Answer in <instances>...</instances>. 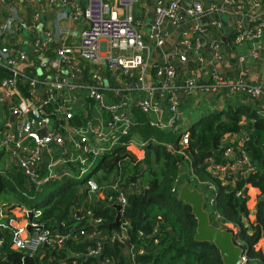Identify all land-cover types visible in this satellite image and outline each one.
<instances>
[{
    "label": "built area",
    "instance_id": "obj_1",
    "mask_svg": "<svg viewBox=\"0 0 264 264\" xmlns=\"http://www.w3.org/2000/svg\"><path fill=\"white\" fill-rule=\"evenodd\" d=\"M143 1L86 0L83 6L72 2L67 18L78 17L82 22L78 38L72 42L67 40V28L45 30L44 37H40L29 29L38 12L31 13V26H27L26 19L16 13L17 5L12 6L13 12L0 22V65L10 70L9 75L0 77V176H5L11 167L20 170L27 185L37 191L71 175V180H85L89 192L99 190L94 171L84 176L94 157L101 152L117 155L118 146L135 154L146 143L137 136L120 138L139 122L133 105L148 116L150 125L175 134L174 140L160 142L177 151L188 146L189 137V126L183 125L182 95L221 109L235 99L250 105L256 115L264 118V0H152L147 31L144 14L135 16L133 11L139 4L145 12L147 5ZM238 15L242 19H236ZM202 16L208 19L197 21ZM25 28L30 30L26 46L13 49L11 39ZM173 31L178 33V39L173 49L167 50L166 38ZM224 34L228 36V46L221 40ZM156 51L161 52L160 62L151 59ZM85 67L89 79L83 73ZM152 75L156 83L149 80ZM130 76L135 78L134 86L145 92L131 107L120 93ZM155 90L163 97L162 108L152 102ZM85 94L105 107L106 130L90 115L83 114V98L89 100ZM249 117L254 120L252 115ZM246 119L247 113H242L241 120ZM225 138L229 143L222 153L225 161L217 163L211 157L208 168L219 175L223 184H235L254 172L256 166L244 148L247 134L229 133ZM182 172L174 178L171 190L178 192L185 182ZM189 172L194 175L192 167ZM116 184L117 180H113ZM246 186L249 185L245 183L237 189L236 195L243 196ZM196 187L205 196L204 207L210 219L220 221L215 206L216 186L200 181ZM125 193L122 188L116 198L109 197L112 203L121 204V214ZM39 213L40 209L27 207L22 214L8 219L13 248L33 254L43 245H60L67 236L75 235L44 229L32 217ZM100 221V217L93 219L94 223ZM0 225L5 223L0 220ZM124 230L110 236L93 230L89 236L100 242L126 238ZM98 249H89V253H97ZM246 260L244 248L240 264H246Z\"/></svg>",
    "mask_w": 264,
    "mask_h": 264
},
{
    "label": "trees",
    "instance_id": "obj_2",
    "mask_svg": "<svg viewBox=\"0 0 264 264\" xmlns=\"http://www.w3.org/2000/svg\"><path fill=\"white\" fill-rule=\"evenodd\" d=\"M83 73L89 79L86 67ZM9 74L10 70L0 65V77ZM107 75L110 76V72L107 71ZM249 106L233 99L225 108L199 117L189 127L188 146L181 151L171 150L161 143L170 138L172 132L150 125L147 115L135 107L139 122L120 138H144V155L141 159L133 158L119 146L115 150L117 155L102 153L96 167L99 170L93 172L100 189L94 192L88 191L85 180H71L53 188L42 202L27 204L25 194L33 188L27 185L20 170L11 167L5 176H0V212L6 214L5 219L12 215L9 208L13 202H24L28 207L40 209L38 216L32 217L44 229L75 235L67 236L60 245H43L29 254L11 246L12 229L1 221L5 225H0V237L3 236L0 264H224L212 241L193 237L196 219L191 207L178 199L177 191L171 190L179 171H183L181 179L191 186H198L200 181L216 186L215 206L220 226L232 231L234 241L245 248L246 264H264V250L257 246L264 238V118ZM242 113H247L244 121ZM251 115L254 120L250 119ZM229 133L249 136L244 148L256 166L254 172L236 180L235 184H223L219 175L208 168L211 157L217 163L225 161L222 153L229 145L225 138ZM190 167L194 175L190 174ZM113 180L118 184L114 186ZM51 183L56 181L48 184ZM245 183L259 190L253 221L248 217L249 186L243 190V196L236 195V190ZM80 187H83L81 192ZM122 188L126 189V204L119 224L110 226L116 209L109 197L116 198ZM98 217L101 221L94 223L93 219ZM122 228H125L126 238L100 242L89 236L93 230L110 236ZM97 247V253H89V249Z\"/></svg>",
    "mask_w": 264,
    "mask_h": 264
},
{
    "label": "crops",
    "instance_id": "obj_3",
    "mask_svg": "<svg viewBox=\"0 0 264 264\" xmlns=\"http://www.w3.org/2000/svg\"><path fill=\"white\" fill-rule=\"evenodd\" d=\"M72 2H75V3L80 4L82 6L86 4V0H0V22L5 20L6 17L13 12L12 6L17 5L16 13L22 15L24 17V19L27 18L28 14L31 16V13L33 14V12L35 10L38 12V17L36 20H34L33 25L32 26L28 25V26H31V27H29V29H32L40 37H44L45 30L54 31V30H62V28H67V31H66L67 32L66 33L67 40L69 42L76 41L78 38V35H79V30H80L82 22L78 17L77 18H70V19L67 18V14L70 15V13H71L72 5H73ZM143 2L147 5V9L145 12H142L139 4L134 5L133 11H134L135 16H139L141 14H144V17H145V21H144V28L145 29L144 30L147 31L148 27H149L147 20L152 15V9H151L152 6L150 5V3H152V0H145ZM148 2H149V6H148ZM207 19H208V17L206 18V20ZM25 29L20 31V33L17 34L15 36V38L11 39V44L13 43L15 45V48H13V49L18 50L17 48H23V46H26L27 36H28V33L30 30L27 29V33H25L24 32ZM177 39H178V33L175 31L171 32L170 35L166 38V48L165 49L172 50L173 49L172 47H173V45ZM161 58H162V56H161L160 51H156V53H153L151 56V59L155 62H160ZM39 69L40 68H38L36 70H37L38 74H41V72H40L41 69L40 70ZM252 71L253 70L251 69L250 72H252ZM149 80L153 83H156V79L153 78V75L149 78ZM149 80H148V83H151ZM133 81L135 82V78L133 79L132 76L127 77L125 79V83H124L125 85H123V87L120 91V93L122 95L121 97L125 96L128 104H131L130 107L133 105V103L136 99L143 98V96L145 95L144 90L136 88L134 86ZM84 97L89 99V97L86 94ZM162 98L163 97L160 95L159 90H155L153 97H152V102L154 104H156L158 107L162 108V107H164V103L162 101ZM190 103H203L205 105L210 106V103H208L206 101H203V100L196 101L192 98H189V97H186L185 95H182L181 113H182L184 124L189 126V127L192 125L193 122L192 123L188 122L189 115L184 113L183 108H184V106H186ZM133 111L136 114L137 110H136L134 105H133ZM83 114L90 115L91 118L95 122L100 123L104 127L105 130L107 129L105 126V121L107 119V111L103 105H100V104H98V103H96L90 99L86 100L83 98ZM147 118H148V116H147ZM135 151H136L135 154L133 153V155H134L133 158L141 159L142 156L144 155L143 150L137 149ZM0 153H1V151H0ZM96 167H97V165L94 168V170H96L94 173H96L99 170L98 168L96 169ZM68 181H71V180H68ZM248 191L251 195L249 203H248V206L250 208V212H249L248 217H249V220L253 221L254 220V213L253 212H254V206H255V199H256V195L258 194L259 190L254 186H249ZM15 203L13 202V204L9 208V210H12V215H10V217L5 219L6 214L2 213V217L0 218L1 221H4L5 223H7L8 219L10 220V218H13V215L15 216V214L20 215L23 213L24 208L15 205ZM3 219H5V220H3ZM263 245H264V239L261 238L257 242V246L263 247Z\"/></svg>",
    "mask_w": 264,
    "mask_h": 264
},
{
    "label": "water",
    "instance_id": "obj_4",
    "mask_svg": "<svg viewBox=\"0 0 264 264\" xmlns=\"http://www.w3.org/2000/svg\"><path fill=\"white\" fill-rule=\"evenodd\" d=\"M182 13L179 15L182 17ZM236 19H242V16L238 15ZM197 21L205 22V17H198ZM26 25H31L30 15H27ZM227 25H231V20H228ZM221 40L228 46L229 40L227 35H222ZM192 61L190 55L188 54V64L191 65ZM132 157L134 155L127 150ZM79 191H83V187H80ZM179 200L187 203L191 207V213L196 219V228L193 237L198 240H210L219 250V254L222 257L224 264H240L241 254L244 248L234 241L232 231L224 228L222 226L214 224L210 220V215L205 209V196L202 191L198 190L197 187L191 186L187 181H185L179 188L178 195ZM74 199H77L75 195ZM116 209V214L114 219L110 222V226H116L119 224L121 219V204H112ZM65 204L63 205V207ZM28 218L31 220V211L28 213ZM31 228L30 222L27 223V229Z\"/></svg>",
    "mask_w": 264,
    "mask_h": 264
},
{
    "label": "rangeland",
    "instance_id": "obj_5",
    "mask_svg": "<svg viewBox=\"0 0 264 264\" xmlns=\"http://www.w3.org/2000/svg\"><path fill=\"white\" fill-rule=\"evenodd\" d=\"M24 32L27 33V29H25ZM224 108H225V106H224ZM183 109H184V113L189 115L188 122L192 123V122L198 120L199 117L204 116L206 113L213 112L215 110H221V107L220 106L211 107V106L205 105L203 103H190V104L184 106ZM183 125H185V124L183 123ZM169 137H170V138H168L169 141H172L175 138V134L172 133V134H170ZM101 156H102V152L97 154L94 157L93 165L91 167H89L88 169H86L84 176L93 172V170H94V168H95L96 164L98 163ZM85 164L87 165V162ZM74 172L77 173L78 169L74 170ZM72 178H73V176L67 175V176H64L63 178H61L60 180L56 181V183L45 184L40 190L29 192L25 196L26 203L27 204H37V203L42 202L46 198L48 193L53 188H55L58 185H61L63 182L71 180ZM19 204H21V203H19ZM21 205H22L21 207H23V208L28 207L27 205L24 204V202H22ZM210 220L214 224L219 225L218 223L220 221H217L214 219L213 220L210 219Z\"/></svg>",
    "mask_w": 264,
    "mask_h": 264
}]
</instances>
